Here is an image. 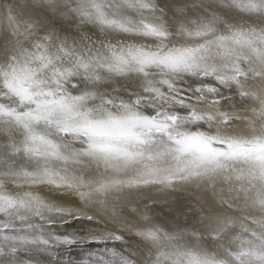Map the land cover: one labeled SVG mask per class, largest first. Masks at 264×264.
Returning a JSON list of instances; mask_svg holds the SVG:
<instances>
[{
	"label": "snow or ice",
	"instance_id": "snow-or-ice-1",
	"mask_svg": "<svg viewBox=\"0 0 264 264\" xmlns=\"http://www.w3.org/2000/svg\"><path fill=\"white\" fill-rule=\"evenodd\" d=\"M250 80L264 0H0V264H264V99L250 133L212 132ZM193 182L203 199L151 223L147 189ZM85 187L140 214L139 256L119 229L46 230L98 223L64 206ZM238 201L259 231L235 234Z\"/></svg>",
	"mask_w": 264,
	"mask_h": 264
},
{
	"label": "bare ground",
	"instance_id": "bare-ground-1",
	"mask_svg": "<svg viewBox=\"0 0 264 264\" xmlns=\"http://www.w3.org/2000/svg\"><path fill=\"white\" fill-rule=\"evenodd\" d=\"M6 26L7 21H3ZM142 42V41H137ZM245 90L256 93V99L248 102L246 107H234L224 108L222 110L227 111L230 116H236L238 119L231 123L230 128H213L212 132L217 131L223 133L230 131L234 134H248L251 129L249 128V120L253 117L252 109L259 110L261 99H264V81L262 80H250L245 85ZM206 107V106H200ZM81 191L89 192V199L92 203H85L78 199L73 200L69 204H65V207H71L74 211L85 216H92L93 220L98 223H90L87 220H74L68 225H57L55 228H49L46 226V230L54 232H68V233H81V232H98L105 234L111 230L119 229L121 232L126 234L127 244L130 251L139 256L138 251L139 241L134 238L131 233L139 226H142L143 220L139 213L129 215L127 208L129 205L124 200H117L118 205H123L125 210H121V207L114 206L111 202L116 199L114 195L105 196L103 193H97L91 191L90 187L82 188ZM209 192L211 190H208ZM41 196L46 195L40 193ZM196 199H203L200 196L199 190L195 188V182L190 185H178L175 190L163 189L158 187H151L143 194V200L149 204L151 209L147 214L151 217V223L157 225H164L165 223L171 225L173 217H179L177 211L183 204L195 201ZM139 208L143 209V203L138 205ZM235 211L225 209V214L230 215L236 222V232L240 233L242 227H247L249 231H259V225L253 224V219H259V213L254 209H246L243 206V201H238L236 205H233ZM248 216L249 219H244ZM239 244V241L233 242L232 246L235 248ZM117 247H121L117 245ZM88 245H77L71 250V258L79 260L82 258L80 251H88ZM99 250V248H96ZM68 256H65L67 261Z\"/></svg>",
	"mask_w": 264,
	"mask_h": 264
},
{
	"label": "rangeland",
	"instance_id": "rangeland-1",
	"mask_svg": "<svg viewBox=\"0 0 264 264\" xmlns=\"http://www.w3.org/2000/svg\"><path fill=\"white\" fill-rule=\"evenodd\" d=\"M97 251H99V250H97ZM84 252H86V251H80L81 254H83Z\"/></svg>",
	"mask_w": 264,
	"mask_h": 264
}]
</instances>
